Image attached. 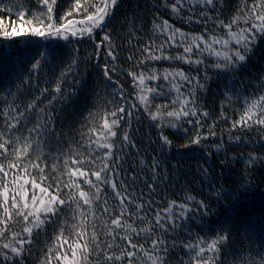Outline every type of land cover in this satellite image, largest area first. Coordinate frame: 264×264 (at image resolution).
I'll return each instance as SVG.
<instances>
[{
	"label": "snow or ice",
	"instance_id": "1",
	"mask_svg": "<svg viewBox=\"0 0 264 264\" xmlns=\"http://www.w3.org/2000/svg\"><path fill=\"white\" fill-rule=\"evenodd\" d=\"M0 121V264H264V0H0Z\"/></svg>",
	"mask_w": 264,
	"mask_h": 264
},
{
	"label": "trees",
	"instance_id": "2",
	"mask_svg": "<svg viewBox=\"0 0 264 264\" xmlns=\"http://www.w3.org/2000/svg\"><path fill=\"white\" fill-rule=\"evenodd\" d=\"M142 3L146 2V0H141ZM152 2H155V0H152ZM235 2L239 3L240 0H235ZM248 3H251L252 0H247ZM127 3L129 7H131L133 4L136 3V0H127ZM164 19L168 20L169 23L174 24L176 28L181 29V31L184 32H189L192 31L193 29L190 28L188 25H181V23L175 19L174 16L171 15H164ZM147 40V37L144 38ZM166 39L165 36L161 34H157L153 40L155 43H162ZM179 39V37H177ZM172 51V50H170ZM259 55V54H258ZM259 61H257V64ZM163 67H168L167 64H164ZM187 70V69H185ZM209 75H212V73H209ZM222 85L223 81L222 80H216V81H210L208 84V88L210 89V94L206 95L202 103L206 105L207 107L205 110L207 111H219V103H224L226 105V112L225 114L229 116L231 119L238 120L240 116V110H243L246 108V105H243V103H236L232 104L230 107H228V101H220L218 94L222 91ZM160 102V101H158ZM166 102V101H163ZM2 123V121H0ZM208 123H211L209 121ZM230 128V121L229 123H224L223 121H219L217 123V127L215 131L219 134H222L224 137V147L228 148L229 147V142L227 140L228 137V129ZM207 128L205 129V131ZM141 131H146L145 128H141ZM238 130H234V135ZM172 137H170L171 139ZM249 139L252 137L249 136ZM174 143H179V141H174ZM237 141L233 139L231 141L232 145V150L228 151V156H240L241 154H246L247 152L251 151V148L247 147H240L237 149ZM195 148V146H193ZM179 151H187L184 149H178ZM192 151H195L194 149ZM253 155H257L258 153L253 152ZM223 155V154H221ZM196 157H203L202 159L199 160V162L204 166L208 167L210 164L215 166V164L219 163V160L213 161L211 159H208L202 152L197 150L195 152ZM51 163V161H49ZM175 163V161H173ZM247 165L248 169L253 168V165L247 164V161H242L239 165V168L241 170H244ZM195 166H196V159H192L190 165H185V167H190L191 168V175L182 177L183 180H191V179H196V173H195ZM211 171V169H210ZM264 177L260 176L259 172L255 173L254 177H248L245 180L246 184H250L252 190L247 192L241 199V201L234 207L228 210L227 215L229 216L230 220L233 223V228L234 231L237 233V235L240 237V239L243 240L244 235H245V229L248 226L249 222H255V221H260L262 218H264ZM191 195L196 196L197 199H201L202 197L197 195L196 191L191 192ZM177 198L180 196V193L176 194ZM109 201L111 203V194H109ZM178 202H183L182 200L178 199ZM91 219V218H89ZM107 219V217H105ZM100 227H103V225H100ZM199 231V229H197ZM207 238V237H206ZM244 246H247V242L245 241Z\"/></svg>",
	"mask_w": 264,
	"mask_h": 264
}]
</instances>
